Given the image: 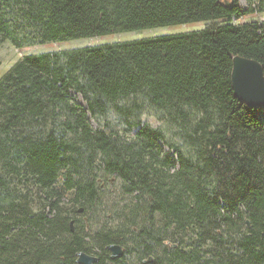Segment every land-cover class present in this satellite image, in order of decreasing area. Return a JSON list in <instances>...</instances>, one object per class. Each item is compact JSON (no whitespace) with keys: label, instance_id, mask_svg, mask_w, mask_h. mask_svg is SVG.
<instances>
[{"label":"trees","instance_id":"trees-1","mask_svg":"<svg viewBox=\"0 0 264 264\" xmlns=\"http://www.w3.org/2000/svg\"><path fill=\"white\" fill-rule=\"evenodd\" d=\"M245 2L0 0V40L18 47L211 22L28 54L0 78V264H78L80 251L95 264H264V106L232 87L235 56L264 69V21L235 22L264 0ZM110 112L121 134L92 126ZM112 180L133 197L125 218L103 213Z\"/></svg>","mask_w":264,"mask_h":264},{"label":"rangeland","instance_id":"rangeland-1","mask_svg":"<svg viewBox=\"0 0 264 264\" xmlns=\"http://www.w3.org/2000/svg\"><path fill=\"white\" fill-rule=\"evenodd\" d=\"M241 6L245 9L246 2L245 0H240ZM259 20L264 21V12L263 13H248L240 18L236 19V23H242L246 21ZM211 26V22H196L182 25H173V26H165V27H157L150 29H143L138 31H129V32H119L110 35L104 36H95V37H87L69 41H53L44 44H33L18 47L15 45L12 40H0V78L6 74L11 67L19 61L23 56L33 53H43V52H60L67 51L74 48L85 47V46H99L107 43H116V42H124V41H132L143 38H153L168 34H178L185 33L191 31H199ZM72 96L76 101L82 102V97L72 92ZM142 119L149 123L154 128H160L164 131L166 139L170 143L181 144V140L176 135V128L169 125L167 122L162 120L159 117V114L155 112V110L145 107L142 113ZM91 124L94 128H104L108 131L115 130L119 134L122 133L123 126L119 123L118 117L110 112L109 114L99 117L98 119H94L90 117ZM161 146L165 151L170 154H174L173 150L170 149L165 143H161ZM108 189L111 191V196L113 198V202L111 201L112 206L106 210H104V215H112V209H116L117 213L118 209H123V216L126 217L125 214L129 210L128 207L132 206L133 197L123 195L120 191V182L116 180H112L111 184L108 185ZM113 191V193H112ZM118 192V193H117ZM117 193V194H116ZM114 216V215H112ZM112 216L109 217L112 220ZM118 217V216H117ZM103 219V218H102Z\"/></svg>","mask_w":264,"mask_h":264},{"label":"water","instance_id":"water-1","mask_svg":"<svg viewBox=\"0 0 264 264\" xmlns=\"http://www.w3.org/2000/svg\"><path fill=\"white\" fill-rule=\"evenodd\" d=\"M232 87L235 96L248 106L263 107L264 69L261 63L251 58L235 56L233 58ZM79 212H83V209H80ZM71 225H73V221ZM108 249L112 260L119 259L124 255V248L120 244H111L108 246ZM147 261L151 262L152 258ZM98 262L99 258L97 256L85 251L77 253L78 264H95Z\"/></svg>","mask_w":264,"mask_h":264},{"label":"flooded vegetation","instance_id":"flooded-vegetation-1","mask_svg":"<svg viewBox=\"0 0 264 264\" xmlns=\"http://www.w3.org/2000/svg\"><path fill=\"white\" fill-rule=\"evenodd\" d=\"M95 256V255H94Z\"/></svg>","mask_w":264,"mask_h":264}]
</instances>
